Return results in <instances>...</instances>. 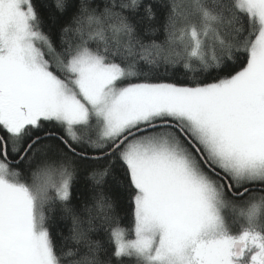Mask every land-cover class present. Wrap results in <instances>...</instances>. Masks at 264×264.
Masks as SVG:
<instances>
[{
	"label": "snow or ice",
	"instance_id": "obj_1",
	"mask_svg": "<svg viewBox=\"0 0 264 264\" xmlns=\"http://www.w3.org/2000/svg\"><path fill=\"white\" fill-rule=\"evenodd\" d=\"M0 264H264V0H0Z\"/></svg>",
	"mask_w": 264,
	"mask_h": 264
}]
</instances>
